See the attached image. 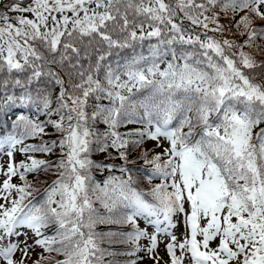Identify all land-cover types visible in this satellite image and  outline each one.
I'll return each mask as SVG.
<instances>
[{
  "label": "snow or ice",
  "instance_id": "1",
  "mask_svg": "<svg viewBox=\"0 0 264 264\" xmlns=\"http://www.w3.org/2000/svg\"><path fill=\"white\" fill-rule=\"evenodd\" d=\"M258 57L264 0H0V264H264Z\"/></svg>",
  "mask_w": 264,
  "mask_h": 264
},
{
  "label": "trees",
  "instance_id": "2",
  "mask_svg": "<svg viewBox=\"0 0 264 264\" xmlns=\"http://www.w3.org/2000/svg\"><path fill=\"white\" fill-rule=\"evenodd\" d=\"M209 35H212V33L211 32H209ZM217 38L219 39V38H221L220 37V34H217ZM223 38H231L230 37V34H226ZM154 42V41H153ZM144 52H145V54H147V43H145V45H144ZM137 51H140V49L139 48H137ZM131 53V49H129V50H125V51H123L122 53H121V55L122 56H128L129 54ZM116 57L114 56L113 57V59H115ZM261 58H264V57H258V59H261ZM43 118V117H42ZM9 127H10V122H9V125H8ZM122 131H124L125 129H121ZM50 131V130H49ZM48 137H45V139H47ZM52 138H55V137H52ZM29 142H37V141H35V140H33V141H29ZM145 147H147V148H152L153 146H151L150 144H149V142L145 145ZM111 151V150H110ZM156 151H158L157 149H156ZM138 152H133L132 153V155L130 156V160H134V161H136V163L135 164H129L128 165V167L129 168H131L132 166H136V168H134L133 170H132V174L134 175V176H137V175H139V172H138V170H142V165H143V161H141V160H137V156H138ZM105 156H106V154L105 153H95V154H93V156H92V158L94 159V160H96V161H105ZM41 158H44V157H41ZM56 157L55 156H53V157H51V159H55ZM107 163H115V164H117V165H120V164H122L123 163V161H120V160H115V161H112V160H107L106 161ZM132 169V168H131ZM112 174H115V175H120V173L118 172V171H114ZM109 175V172L107 171V170H105V171H103V172H101V171H94L93 172V176H94V178L98 181V182H102L104 179H106L107 178V176ZM33 178H34V174H30L29 175V177H28V179L29 180H33ZM42 179H43V177H41ZM55 177L53 176V177H49V182L51 181V179H54ZM153 182H159V180L157 179V180H154ZM145 183V185L147 184V181H145L144 182ZM45 185H43V184H40V185H37V187H40V188H43ZM98 208L100 207L99 206V204H97L96 205ZM101 211H103L102 209H101ZM109 229V226H106V225H99L98 227H97V231H107ZM128 230H130V229H128ZM104 246H107V245H104ZM115 248L118 250V251H120L121 252V255H119L116 259L119 261V264H125V261H127L126 259L128 258V255H126V254H124V253H126V252H129V251H132V248H133V246H131V245H117V246H115ZM45 255H47V254H45ZM53 256L56 258V259H62V257H57V256H55V254H53ZM110 259H112V257H107L106 258V261L107 260H110Z\"/></svg>",
  "mask_w": 264,
  "mask_h": 264
},
{
  "label": "rangeland",
  "instance_id": "3",
  "mask_svg": "<svg viewBox=\"0 0 264 264\" xmlns=\"http://www.w3.org/2000/svg\"><path fill=\"white\" fill-rule=\"evenodd\" d=\"M166 146V144H165ZM21 157L19 155H17V160H19ZM7 161H8V157L6 155L4 156H0V163H3V164H7ZM180 219H183V215L181 214L180 216ZM179 221L176 222L175 224L177 225L176 228L173 229L174 233L177 235L178 238H181L182 237V233L184 232V224H183V221ZM172 230V229H171ZM165 233H163L164 235ZM167 234H165V236L163 237H160V235L158 234V248L156 249V251L154 252V254L160 256V257H163V259L167 260L168 257L165 253V244L167 242H169L170 240V237L166 236ZM29 236L31 237V233L29 232ZM22 239V237H21ZM32 240L30 239L29 240V243H31ZM41 251L39 248L36 249V252H39ZM18 255V254H17ZM33 255V258H35V253L32 254ZM30 264V262H29Z\"/></svg>",
  "mask_w": 264,
  "mask_h": 264
}]
</instances>
